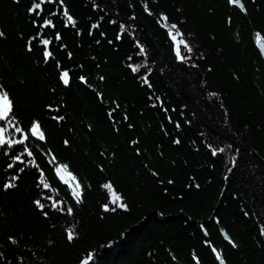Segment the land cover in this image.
<instances>
[{
	"label": "trees",
	"instance_id": "trees-1",
	"mask_svg": "<svg viewBox=\"0 0 264 264\" xmlns=\"http://www.w3.org/2000/svg\"><path fill=\"white\" fill-rule=\"evenodd\" d=\"M240 3L0 0V264H264V0Z\"/></svg>",
	"mask_w": 264,
	"mask_h": 264
},
{
	"label": "snow or ice",
	"instance_id": "snow-or-ice-1",
	"mask_svg": "<svg viewBox=\"0 0 264 264\" xmlns=\"http://www.w3.org/2000/svg\"><path fill=\"white\" fill-rule=\"evenodd\" d=\"M62 2V0H61ZM231 3L233 4H239V0H230ZM40 8V4L39 3H34L33 4V7L29 9L30 12H34L36 11L37 9ZM64 16L67 18V20L69 22H72L74 23L73 21V18L68 14V11L67 9L64 10ZM165 20H167V17H164ZM46 24L50 25L51 24V21H46L45 22ZM176 25H172V28H175ZM171 34V33H170ZM4 35V33L2 31H0V37H2ZM59 38V37H58ZM175 38V37H173ZM43 44L47 45L49 44V41L48 40H44L43 41ZM185 46L188 48V51L191 52V47L188 46L185 42ZM50 53H45V56H49ZM177 56L180 58V59H185V57L183 56H180V52H179V49H177ZM62 80L64 82V84H68L69 83V73L67 71H64L62 73ZM81 79H83V77H81ZM13 112V102L11 101V99L9 98V95L7 92H3V91H0V120H5V119H8L9 118V115ZM40 129V125L38 122H34L33 125H32V128H31V132L33 135H36L37 132L39 131ZM16 131H21L19 128H16ZM27 138V137H25ZM40 139H43L44 136H43V133H40ZM15 143H19V141H15ZM5 144V139H4V129L0 128V145H4ZM223 151V150H221ZM29 155H31V153H29ZM213 155H215V152H213ZM19 159V158H17ZM14 185L12 184H6L4 185L5 188H9V187H13ZM45 187H47V185H45ZM77 187H79V185H77ZM106 188H110L111 186L110 185H105ZM73 195L77 198V202H79V196H80V192L79 191H75L73 193ZM39 204V202H37ZM115 203V201H114ZM121 207H126V205H123L121 204L120 205ZM42 207V206H41ZM114 210V209H113ZM69 213H71V209H68ZM74 238V235H73V232L69 231L68 234H67V239L69 241H71L72 239ZM235 246V245H233ZM213 251H215V249H213ZM216 258L217 260L220 261V264H224V261L221 257V255L219 254V252L216 253Z\"/></svg>",
	"mask_w": 264,
	"mask_h": 264
},
{
	"label": "water",
	"instance_id": "water-1",
	"mask_svg": "<svg viewBox=\"0 0 264 264\" xmlns=\"http://www.w3.org/2000/svg\"><path fill=\"white\" fill-rule=\"evenodd\" d=\"M239 6H241V3H240V0H239ZM257 48L262 56V59L264 61V41L262 40H259L257 42ZM160 64H161V60H159L156 64V68L157 70H159L160 68ZM190 111H192L198 118L199 120H201L207 127L211 128L212 130L218 132V133H221L220 131H218L214 126H212L206 119H204L194 108H192L190 105H188L187 103L185 102H182ZM219 264H220V261H219ZM225 264V262H224Z\"/></svg>",
	"mask_w": 264,
	"mask_h": 264
},
{
	"label": "rangeland",
	"instance_id": "rangeland-1",
	"mask_svg": "<svg viewBox=\"0 0 264 264\" xmlns=\"http://www.w3.org/2000/svg\"><path fill=\"white\" fill-rule=\"evenodd\" d=\"M172 37H175L173 39L175 41L176 49H179L180 56L185 57V59H189V56L185 54L186 50L188 51V48L185 46V42L180 38V36L176 32L173 33ZM63 177L65 179L69 178L68 174L66 173L63 174Z\"/></svg>",
	"mask_w": 264,
	"mask_h": 264
}]
</instances>
